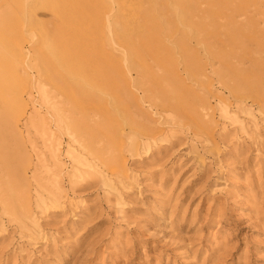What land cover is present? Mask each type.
Here are the masks:
<instances>
[{
	"label": "rangeland",
	"instance_id": "obj_1",
	"mask_svg": "<svg viewBox=\"0 0 264 264\" xmlns=\"http://www.w3.org/2000/svg\"><path fill=\"white\" fill-rule=\"evenodd\" d=\"M122 1L0 0V264H264V0Z\"/></svg>",
	"mask_w": 264,
	"mask_h": 264
},
{
	"label": "bare ground",
	"instance_id": "obj_2",
	"mask_svg": "<svg viewBox=\"0 0 264 264\" xmlns=\"http://www.w3.org/2000/svg\"><path fill=\"white\" fill-rule=\"evenodd\" d=\"M125 1V0H124ZM124 1H122V2H124ZM136 1V0H135ZM128 3H132V2H128ZM189 2H186V3H183V8H184V11H185V13L186 14H190L191 13V11L193 10V9H191V5H189L188 4ZM24 4V3H23ZM37 4H38V2H37ZM123 4V3H122ZM125 4V3H124ZM25 8V7H24ZM124 12V11H123ZM25 15V14H24ZM127 15V14H126ZM126 15H124V16H126ZM109 27V26H108ZM129 30V29H128ZM112 42V41H111ZM142 46H143V50H145V51H147V52H149V46H150V42L149 41H144L143 42V44H142ZM139 52V51H138ZM139 53H141V52H139ZM151 55H152V57H154V58H156V59H159L160 58V56L159 55H157L155 52H152L151 53ZM124 58H126V57H124ZM91 60V62H93L94 61V59H92V58H90V59H88V58H86V61L88 62V61H90ZM84 61V60H83ZM122 62V61H121ZM120 62V63H121ZM125 63V62H124ZM110 63H109V61L105 58L104 60L103 59H100L99 61H98V63H96V66H97V68H95V69H93L87 76L89 77V80H97V81H100L101 82V84L103 83V84H105V85H110V86H114V85H116L117 83V81H116V74H118V71H116V70H114V71H111L110 69H109V67H108V65H109ZM123 64V63H122ZM127 64V63H126ZM124 65V64H123ZM128 68V67H127ZM120 70V69H119ZM120 72V71H119ZM120 75V74H119ZM147 75V74H146ZM141 76V75H140ZM134 81V80H133ZM145 85V84H144ZM144 98V97H143ZM43 101H44V99H43ZM168 103V105H169V103H173L175 106H178V105H180V104H182L181 103V100H180V97H179V95H176V94H174V95H172L171 97H170V99H168L167 100V102H166V104ZM183 105V104H182ZM227 114V113H226ZM132 117H133V115H132ZM41 121V120H40ZM31 125V124H30ZM51 136V135H50Z\"/></svg>",
	"mask_w": 264,
	"mask_h": 264
}]
</instances>
